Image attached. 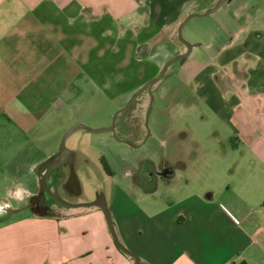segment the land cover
Returning a JSON list of instances; mask_svg holds the SVG:
<instances>
[{
  "label": "crops",
  "instance_id": "crops-1",
  "mask_svg": "<svg viewBox=\"0 0 264 264\" xmlns=\"http://www.w3.org/2000/svg\"><path fill=\"white\" fill-rule=\"evenodd\" d=\"M192 1L0 0V112H11L37 139L49 126L48 138L57 142L35 162L39 187L68 128L112 124L115 112L178 54H171L177 27ZM243 29L206 58L195 51L203 45L197 42L178 69L169 73V65L165 73L190 86L197 100L187 110L193 120L201 109L207 133L175 129L184 109L174 99L177 85L167 98L158 80L134 112L139 130L130 131L131 119L122 122V115L140 95L118 113L108 140H99L111 145L113 157H91L85 146L95 147L98 138L86 133L96 132L81 128L68 135L78 139L67 145L73 170L65 174L63 195L104 200L121 242L142 264H264V29L249 35ZM147 125L152 143L126 142L133 134L138 145ZM140 151L131 162L130 152ZM164 158L168 173L147 183L149 166ZM56 175L49 174L51 184ZM37 188H27V201L17 205L0 198L7 213L30 212L0 225V264H133L114 251L99 206L36 211L29 203ZM91 217L98 221L94 230L83 224ZM96 246L105 248L99 263L91 259Z\"/></svg>",
  "mask_w": 264,
  "mask_h": 264
},
{
  "label": "rangeland",
  "instance_id": "rangeland-1",
  "mask_svg": "<svg viewBox=\"0 0 264 264\" xmlns=\"http://www.w3.org/2000/svg\"><path fill=\"white\" fill-rule=\"evenodd\" d=\"M216 2L217 0H193L189 8L187 7L186 9L187 11L185 12L184 19L192 13L201 14L203 12L205 13L209 11L216 4ZM237 29L238 30L243 29L241 33L245 32L244 33L245 35H247L248 32H250L251 30L259 31V29H264V0H232L230 2H225L223 6L216 12H213L207 16L197 15L193 17L189 21V23L186 24L185 28H183V36L190 43L203 42V45L195 48V51L199 52L201 55H203L206 58V55L212 52L211 50H214V48H216L221 43L228 41L231 37L232 31L234 32ZM255 34H258V32ZM175 40H176L175 47L177 51L173 50V53L171 51V54L175 55V53L176 54L178 53L177 55H179L181 53H184L185 50H187L186 43H184L179 38L178 35L175 36ZM211 43L212 45H210ZM175 56H173L172 58H174ZM245 56L246 53L244 57ZM179 67H180V62L179 60H177L171 64V68H169L168 72L170 73L171 71H173L174 68L178 69ZM155 77L152 76L145 83H147L152 78L154 79ZM174 84L177 85V93L174 99L181 108H184L181 111L182 114H179L177 118L175 129L176 130L178 129V131L182 129V132H184V134H187V132L189 133V130H191L192 127H194L195 131L198 127L199 129L198 131L200 132V134L207 133L208 130L206 128H202L203 125L201 124V120L199 117L201 116L200 114L203 113L201 109L194 111L193 120H191V115H189L190 109L187 110L190 103L192 104V101L197 100V98L193 94V91L190 89V86H188L187 84L185 85L184 83L172 81L171 79H169L167 74L163 76L156 83L155 86L156 88L160 89L159 90L160 92L166 91L164 95L167 96V90L170 89V87L174 86ZM148 91L149 90H146L145 92L141 93L140 97L135 101L134 103L135 105L130 109H127V111L122 115V120H123L122 122L125 121L126 117L131 119V123L127 125L128 129H131L130 131H132L133 129L139 130V125H135V124L136 122L137 123L139 122L140 118L136 116L134 112L138 107V105L140 104V99L148 95L147 93ZM152 95L155 96V92H153ZM168 97L169 96H167V98ZM185 110H187V112ZM11 116H12L11 112H6V113L0 112V198L6 199L8 201V204L10 205L13 204L17 205V203L19 204L24 200L27 201V193H25L27 188L29 190L34 188L36 189L37 187H39L40 182L38 175L35 173V162L43 158L47 153L50 152L51 149L53 150V148L56 147L57 142H53V140L55 139V138L52 139L53 137L48 138V135L50 133V130L48 129L49 126L47 127V129L43 131L42 133L43 136L37 139L36 135H32L31 133H28L27 129L24 128L16 120V117L13 116L11 117ZM149 125H147L148 134L152 133ZM128 129L126 130L127 134L130 133L128 132ZM213 131L215 132V130H210L211 137L214 136ZM86 134L98 138V140L95 141L98 142L99 144H97L95 147L89 148V146L87 145L85 146V148L91 154V157L98 156L100 155V153L101 155H107V157L109 158L113 157L112 154L109 152L111 145H107L106 143H102L99 141L105 139L108 140V138L110 137V131H104V132L101 131V132L86 133ZM121 134L125 135V131L123 132V130H121ZM185 138H188L187 135H185ZM62 139H60L59 147H61ZM76 139H78L77 134H75V136L72 138L66 139L65 141L66 145L69 144V146H72ZM149 141H147V143H149ZM152 141L153 138L151 140V143ZM91 142L92 140H90V143ZM188 147H190V145H188ZM113 148H115V146H113ZM135 153L136 154L130 152L128 157L129 159H132L131 162L134 163H136L137 159L143 155V152L141 151ZM43 183L44 181L42 182V185ZM49 183H50L49 185H51V182ZM37 189L38 192L39 190L41 191L40 187ZM18 192H20L21 195H23L24 198L22 200L17 195ZM80 202L86 203L90 201H80ZM91 207L93 206H87V207L64 206V208H67L68 210L71 211L82 210V209L86 210ZM29 213L30 212L25 209L20 210L19 212L17 211V212L7 213L5 216L6 219H4V221L0 220V225L2 226L8 224L16 219H20L21 217ZM112 215L114 220L116 221L113 211H112ZM89 220L90 221L87 222L82 221V222L84 225H87L91 230H94L97 227L98 221L96 218H92V217L89 218ZM107 222L108 221H106L105 219L104 223L106 224V227L109 231L110 229ZM112 240H113L112 245L115 249L114 251L117 254H119L124 258L132 259L131 256L124 253L114 244V239ZM104 253H105V248L103 247L100 248L99 246H96L95 251L91 257L92 261L99 263L100 260L104 259V255H105ZM86 259H89V257H87ZM133 264H135L134 259H133Z\"/></svg>",
  "mask_w": 264,
  "mask_h": 264
},
{
  "label": "water",
  "instance_id": "water-1",
  "mask_svg": "<svg viewBox=\"0 0 264 264\" xmlns=\"http://www.w3.org/2000/svg\"><path fill=\"white\" fill-rule=\"evenodd\" d=\"M227 0H217L216 4L207 12H203L201 14H196V13H192L190 14L189 16H187L180 24V26L178 27V36L179 38L184 42L186 43V46H187V50L184 52V53H181L177 56H175L174 58H172L171 60H167L160 72V74L158 76H156L154 79L152 78L151 80H149L147 83H145L137 92H134L132 94V96L130 97L128 103L123 107L121 108L120 110L118 109L115 114H114V118H113V123L108 126V127H105V128H102V127H98V128H92V127H89L87 126L85 123H78L74 126H72L70 129H68L64 136H63V139L61 140V151L62 152H65L67 150H69L68 146L66 145V142L65 140L68 138V135H70L72 132H74L75 130H78V129H81V128H86L87 130H90L92 132H104V131H110V130H113L114 129V126L116 124V120H117V116H118V113H120L121 111L129 108L131 105H132V102L135 98H137L142 92H144L147 88H149L150 86L154 85L158 80L161 79L162 76L165 75V73L167 72L168 68H169V65H171L174 61L176 60H179V59H185L187 58L193 47L198 45V43H190L188 42L184 36H183V28H185L186 24H188V22L195 16L197 15H204V16H207L213 12H216ZM168 173V171H167ZM166 173V174H167ZM44 183H45V186L46 188L50 190V186L48 185L47 183V180H46V177H44ZM57 188H58V185L56 186V188H54V192H55V196L56 198L61 201L62 203L66 204L67 206H70V207H77V206H91V205H97L99 206L102 211L104 212L105 214V217L107 219V224L109 226V229L114 237V241H115V244L117 245V247L119 249H121L123 252L127 253V254H130L132 258H134L135 260V264H142L141 263V259L139 257L138 254H136L135 252L131 251L130 248H128L125 244H123L120 240V237L116 231V227L114 225V219L112 217V214L108 208V204L100 199V198H96L95 200L93 201H90V202H80V203H70V202H67V200H63L61 199L58 195H57ZM52 193V192H51ZM53 194V193H52Z\"/></svg>",
  "mask_w": 264,
  "mask_h": 264
},
{
  "label": "flooded vegetation",
  "instance_id": "flooded-vegetation-1",
  "mask_svg": "<svg viewBox=\"0 0 264 264\" xmlns=\"http://www.w3.org/2000/svg\"><path fill=\"white\" fill-rule=\"evenodd\" d=\"M146 90H150V88H147ZM150 94L152 95V93H150ZM117 121H118V117H117V120H116V124H117ZM112 123H113V121H112ZM116 124H115L113 130H115ZM149 138H150V134H148V130H147L146 135L143 137L142 141H140V143L138 145H135V142H133V140H134V135L133 134L126 135V142H128V143H130L131 145H134V146H141V145L147 144V141H149ZM69 154H70L69 150H67L65 152H62L61 148H60V152L53 157V160H52L53 163L52 162L50 163L51 164V169L48 172V175H46L47 183L49 185L50 184L49 180H48L49 174L51 172L52 173L53 172L57 173L55 181H54V184H51L53 186L49 185L50 186L49 188H50L51 191H49L46 188L45 183H43L42 187H40L41 191L39 190L37 195H34V196L31 197V200H30L31 202L29 203L31 208H34L36 211H41V212L45 211V212L55 213L54 210H53V205L67 206L66 204H64L61 201H59L56 198V196H55L54 188H56L57 185H58L57 195L61 199L67 200L68 202L77 203L75 201L68 200L63 195V192H62V188L63 187H61V185L63 184V182L65 180L66 172L70 173L73 170L71 168V166H70V163H68V160H66ZM169 165H170V163L167 161V159L164 158L163 160H161L160 166H157L155 164H153L152 167L149 166V168L147 169V174H146V176H144L146 178L147 183L151 184L158 177H160V176L164 175L165 173H167ZM67 207H70V206H67Z\"/></svg>",
  "mask_w": 264,
  "mask_h": 264
},
{
  "label": "clouds",
  "instance_id": "clouds-1",
  "mask_svg": "<svg viewBox=\"0 0 264 264\" xmlns=\"http://www.w3.org/2000/svg\"><path fill=\"white\" fill-rule=\"evenodd\" d=\"M17 195L21 200L24 198L20 192H18ZM6 214H7V209L5 207H0V215H6Z\"/></svg>",
  "mask_w": 264,
  "mask_h": 264
},
{
  "label": "trees",
  "instance_id": "trees-1",
  "mask_svg": "<svg viewBox=\"0 0 264 264\" xmlns=\"http://www.w3.org/2000/svg\"><path fill=\"white\" fill-rule=\"evenodd\" d=\"M106 162L104 161V164H105Z\"/></svg>",
  "mask_w": 264,
  "mask_h": 264
}]
</instances>
